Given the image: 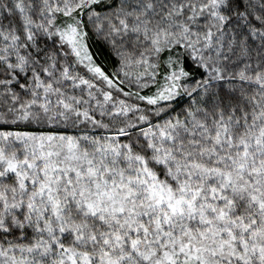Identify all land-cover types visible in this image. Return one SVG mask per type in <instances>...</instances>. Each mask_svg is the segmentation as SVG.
<instances>
[{
    "label": "snow or ice",
    "instance_id": "6c2138e0",
    "mask_svg": "<svg viewBox=\"0 0 264 264\" xmlns=\"http://www.w3.org/2000/svg\"><path fill=\"white\" fill-rule=\"evenodd\" d=\"M0 264H264V0H0Z\"/></svg>",
    "mask_w": 264,
    "mask_h": 264
}]
</instances>
